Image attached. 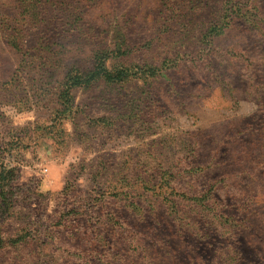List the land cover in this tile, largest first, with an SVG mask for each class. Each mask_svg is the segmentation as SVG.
I'll use <instances>...</instances> for the list:
<instances>
[{"label":"rangeland","instance_id":"obj_1","mask_svg":"<svg viewBox=\"0 0 264 264\" xmlns=\"http://www.w3.org/2000/svg\"><path fill=\"white\" fill-rule=\"evenodd\" d=\"M2 163L0 264H264V0H0Z\"/></svg>","mask_w":264,"mask_h":264},{"label":"trees","instance_id":"obj_2","mask_svg":"<svg viewBox=\"0 0 264 264\" xmlns=\"http://www.w3.org/2000/svg\"><path fill=\"white\" fill-rule=\"evenodd\" d=\"M102 74L109 76L106 71H103ZM18 176L19 172L17 165L11 167L3 163L0 165V197L2 199V203L6 202L5 189L8 187V185H12V183L17 180Z\"/></svg>","mask_w":264,"mask_h":264}]
</instances>
